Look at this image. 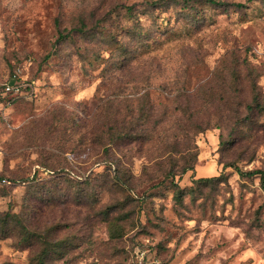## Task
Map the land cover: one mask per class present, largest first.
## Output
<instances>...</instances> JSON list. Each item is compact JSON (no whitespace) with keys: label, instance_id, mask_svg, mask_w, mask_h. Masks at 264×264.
<instances>
[{"label":"rangeland","instance_id":"374dc122","mask_svg":"<svg viewBox=\"0 0 264 264\" xmlns=\"http://www.w3.org/2000/svg\"><path fill=\"white\" fill-rule=\"evenodd\" d=\"M216 1L0 0V264H264V0Z\"/></svg>","mask_w":264,"mask_h":264},{"label":"trees","instance_id":"16d2710c","mask_svg":"<svg viewBox=\"0 0 264 264\" xmlns=\"http://www.w3.org/2000/svg\"><path fill=\"white\" fill-rule=\"evenodd\" d=\"M207 1H208V3H210L211 5H214V6L223 5L220 1H216V0H207ZM235 6L242 7V5H240V4H237ZM126 10L127 11H131L130 8H127ZM81 31H82L81 28H78L77 30H73V32H75V33L83 34V32H81ZM60 41H63L62 37L60 38ZM3 98H5V96H0V100H2ZM247 109L249 110V112L257 111L259 114H264V100H262L260 98V95H259V93L257 91V88L255 86H253V88H252V103L247 106ZM248 119H249V117H248ZM248 119H246L245 121H247ZM206 130H207V125L205 124L204 126H201V129H200V131L198 133H203ZM119 142H121V139H119ZM228 166L229 167H231V166L234 167L236 172L239 175H241V176H244V175H249V176L258 175L259 176V181H260V187H261V190L264 193V173L263 172H261V171H252V172L244 173V172L239 170L234 165H228ZM194 170L195 169H194L193 165L191 164V162H185V164H183V166H181L180 169H177L175 171L170 170L167 173H165V178H170L171 179L172 185L174 186V197H175V199L178 202L181 201V198L184 195V189H180L178 187V185H176L174 183V179H175L176 176L177 177H182V176L186 175L187 173L193 174ZM199 176L200 175H198V177H196L197 179H192V182L196 183L198 185L200 183H205V182H208V181L216 180V179H213V178H209L208 179V178H202V177H199ZM22 239L24 241L28 240V236H27L26 231L23 232ZM41 243L43 244V250H42L41 254L39 255V257L35 260V263L36 264H48L47 261H46L47 258H48V255L49 254H56V248H57L56 247V243L49 242L46 239H41Z\"/></svg>","mask_w":264,"mask_h":264},{"label":"built area","instance_id":"2783aa9c","mask_svg":"<svg viewBox=\"0 0 264 264\" xmlns=\"http://www.w3.org/2000/svg\"><path fill=\"white\" fill-rule=\"evenodd\" d=\"M16 74L13 75L12 77V81L4 84L1 88H0V96L3 95H8V94H17L19 93V87H17L16 82H15V76Z\"/></svg>","mask_w":264,"mask_h":264}]
</instances>
